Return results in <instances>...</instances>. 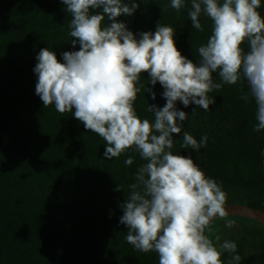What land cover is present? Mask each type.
<instances>
[{
    "label": "trees",
    "instance_id": "1",
    "mask_svg": "<svg viewBox=\"0 0 264 264\" xmlns=\"http://www.w3.org/2000/svg\"><path fill=\"white\" fill-rule=\"evenodd\" d=\"M139 7L121 15L127 29L140 39L155 32L157 24L174 29L175 43L183 56L199 63L198 47L207 43L212 21L201 15L203 31L192 27L191 0L179 11L171 0H124ZM264 16V0L258 9ZM92 14L101 9H90ZM71 16L62 0H0V264H159L156 252L142 253L126 241L128 228L120 223L135 173L146 163L128 149L109 160L106 141L54 105L44 108L36 95L34 68L42 48L63 62V53L79 50L72 45ZM104 23L111 21L105 17ZM248 50L247 42L243 45ZM214 83H222L218 72ZM141 74L134 108L154 122L148 105L162 108L163 87L152 85ZM150 89V91H147ZM156 99H152V93ZM248 96L245 100L242 97ZM215 103L205 111L176 102L188 114L179 135L173 134V154L191 157L227 193L226 205L237 204L264 212V129L255 131L257 105L243 78L234 85L208 93ZM193 109H195L194 113ZM183 132L207 144L198 151L182 148ZM133 158L127 165L125 160ZM121 191H116L117 187ZM236 218V216H232ZM253 224L245 218H236ZM236 253L222 252L224 264L240 255L239 264H264V241L254 252L244 237L232 238Z\"/></svg>",
    "mask_w": 264,
    "mask_h": 264
},
{
    "label": "clouds",
    "instance_id": "2",
    "mask_svg": "<svg viewBox=\"0 0 264 264\" xmlns=\"http://www.w3.org/2000/svg\"><path fill=\"white\" fill-rule=\"evenodd\" d=\"M71 20L68 23L73 46L64 52L63 62L49 48H42L34 71L38 75L36 95L44 108L50 105L61 114L75 109L74 117L86 130L106 141L104 156L111 160L128 149L146 161L135 173V183L120 207V223L128 228L126 241L142 253L156 252L159 264H224L222 251L236 253L237 245L225 240L219 248L210 235L213 221H226L227 193L209 178L191 157L173 154V134L179 135L188 114L176 108L195 104L209 110L215 103L208 93L222 84L246 80L257 105L255 131L264 129V16L258 11L261 0H191L188 12L192 27L203 31L200 17L212 21L207 43L198 47L199 63L182 55L172 27L157 24L155 32H142L140 39L117 22L139 7L124 0H62ZM179 11L184 0H171ZM92 14L90 9H101ZM105 17L111 21L104 23ZM247 42L248 50L243 45ZM150 83L163 87L166 104L148 105L154 122L141 119L134 108L141 74ZM218 72L222 83H214ZM150 91V89H147ZM247 100L248 96L242 97ZM152 99L156 95L152 93ZM195 109H193L194 113ZM205 135L198 142L183 132L182 148L199 150L206 146ZM127 165L133 158L125 160ZM116 191H121L120 187ZM216 241L220 237L217 236ZM241 256H232L239 264ZM231 264V262H230Z\"/></svg>",
    "mask_w": 264,
    "mask_h": 264
},
{
    "label": "rangeland",
    "instance_id": "3",
    "mask_svg": "<svg viewBox=\"0 0 264 264\" xmlns=\"http://www.w3.org/2000/svg\"><path fill=\"white\" fill-rule=\"evenodd\" d=\"M226 220H235L236 223L229 228L226 227L225 220L216 219L213 221L212 233L209 234L206 232V235H210V238L213 239L214 244L218 248L225 240L231 241L232 238L244 237L248 243V253H251L256 250L259 241H264V226L238 220L232 216L226 217ZM217 236L220 237L219 241L215 239Z\"/></svg>",
    "mask_w": 264,
    "mask_h": 264
},
{
    "label": "water",
    "instance_id": "4",
    "mask_svg": "<svg viewBox=\"0 0 264 264\" xmlns=\"http://www.w3.org/2000/svg\"><path fill=\"white\" fill-rule=\"evenodd\" d=\"M225 208L228 212L227 217L236 216V218L250 219L264 226V212H260L258 209L237 204L225 205Z\"/></svg>",
    "mask_w": 264,
    "mask_h": 264
}]
</instances>
